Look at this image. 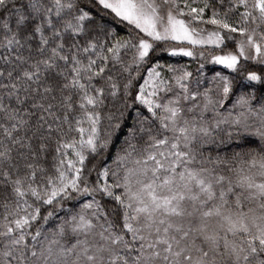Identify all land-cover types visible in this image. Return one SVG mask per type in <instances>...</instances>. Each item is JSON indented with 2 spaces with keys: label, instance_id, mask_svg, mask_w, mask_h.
<instances>
[{
  "label": "snow or ice",
  "instance_id": "snow-or-ice-1",
  "mask_svg": "<svg viewBox=\"0 0 264 264\" xmlns=\"http://www.w3.org/2000/svg\"><path fill=\"white\" fill-rule=\"evenodd\" d=\"M0 264H264V0H0Z\"/></svg>",
  "mask_w": 264,
  "mask_h": 264
},
{
  "label": "trees",
  "instance_id": "trees-1",
  "mask_svg": "<svg viewBox=\"0 0 264 264\" xmlns=\"http://www.w3.org/2000/svg\"><path fill=\"white\" fill-rule=\"evenodd\" d=\"M181 63H189L191 64V68L194 70L197 67V64L192 62L191 60L185 59L183 61H180ZM206 73L208 75H212L215 71H222V69L219 66H214L211 64H208L205 69Z\"/></svg>",
  "mask_w": 264,
  "mask_h": 264
}]
</instances>
